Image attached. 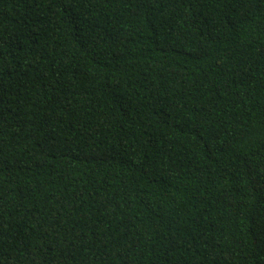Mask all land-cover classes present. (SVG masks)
Wrapping results in <instances>:
<instances>
[{
	"label": "trees",
	"instance_id": "obj_1",
	"mask_svg": "<svg viewBox=\"0 0 264 264\" xmlns=\"http://www.w3.org/2000/svg\"><path fill=\"white\" fill-rule=\"evenodd\" d=\"M0 264H264V0H0Z\"/></svg>",
	"mask_w": 264,
	"mask_h": 264
}]
</instances>
